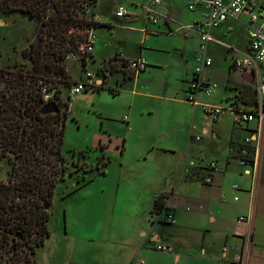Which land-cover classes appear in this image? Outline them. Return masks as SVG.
<instances>
[{"label": "crops", "instance_id": "obj_1", "mask_svg": "<svg viewBox=\"0 0 264 264\" xmlns=\"http://www.w3.org/2000/svg\"><path fill=\"white\" fill-rule=\"evenodd\" d=\"M146 1L120 4L141 11L133 4ZM173 6V0H167L160 8L166 20L158 26L141 18L127 22L133 24L114 17L99 20L110 24L106 27L112 36L115 30L125 31L113 52L104 54L97 72L92 68L99 54L95 46L86 68L79 63L80 74L71 66L77 60L70 59L68 69L78 82L88 74L100 82V69L118 55L144 59L147 68L131 76L115 67L104 81L108 89L118 91L112 98L123 104L118 120L125 137L116 142L121 144L116 191H101L93 206L80 202L84 217L77 222L71 221L73 211L64 209L68 216L63 232L52 233L45 247H39L47 250L43 258L37 251L39 264H264V166L261 161L252 168L238 163L247 138L264 158V121L241 123L238 118V111H253L258 104L255 86L254 94L248 86L255 83L252 72L236 64L249 56L248 18L230 19L209 31L207 53L214 63L202 79L212 93L200 92L198 103L190 104L186 94L201 39L189 28L203 21L205 6L188 8L201 15L183 22L171 18ZM175 31L180 38L171 36ZM67 92L63 97L70 96ZM74 100L71 97V106ZM205 106L223 108L219 119L204 115ZM136 130L142 132L143 143L133 148L128 143ZM102 137L99 142L107 151L112 140ZM212 161L218 171L213 183L206 184L203 168ZM164 192L169 194L166 210L155 215L154 203ZM166 212L174 223L165 222ZM158 245L169 251H157Z\"/></svg>", "mask_w": 264, "mask_h": 264}, {"label": "trees", "instance_id": "obj_2", "mask_svg": "<svg viewBox=\"0 0 264 264\" xmlns=\"http://www.w3.org/2000/svg\"><path fill=\"white\" fill-rule=\"evenodd\" d=\"M85 1L0 0L4 16L19 15L38 25L36 39L23 52L31 65H0V162L11 164L7 180H0V264H39L37 251L52 234L57 188L73 173L64 154L71 97L65 99L63 91L78 81L67 60L71 54L81 56L86 68L93 52L79 49L93 46L91 29L110 26L89 17L83 11ZM103 88L105 83L97 90ZM52 105L56 110H49ZM98 162L84 173L106 174L111 159L102 154ZM92 182L90 176L79 177L66 196ZM167 199V192L157 197L155 215L166 210Z\"/></svg>", "mask_w": 264, "mask_h": 264}, {"label": "rangeland", "instance_id": "obj_3", "mask_svg": "<svg viewBox=\"0 0 264 264\" xmlns=\"http://www.w3.org/2000/svg\"><path fill=\"white\" fill-rule=\"evenodd\" d=\"M118 4H120V0H98L95 12L97 20H103L108 17L116 18L114 13L116 12ZM173 4L174 6L170 9V16L177 21H190L201 15L200 11L190 12L187 8L186 0H173ZM91 9L93 11V8ZM118 20L123 21L121 19ZM0 23L2 24V27H0V65L15 66L16 64L25 63L31 65L29 60L23 58V52L29 44L36 39L38 25L30 19L19 15L14 14L10 17H6L1 13ZM126 24L133 23L126 22ZM107 30H109L107 27L96 28L94 34H92L93 45L97 50L96 53H99L97 56L98 60L92 65L94 72L98 71L99 65L103 62L101 60L105 57L104 54L113 52L119 44L118 41H122V31H125L115 30L112 36L110 30ZM171 34L172 37H181L176 31ZM130 35L134 38H139L138 33ZM70 59L72 58L67 60V64L72 62ZM80 59L79 57L76 58L78 62L74 61L71 64L72 68L78 74L81 73L79 63L82 64V61ZM90 61L91 60H89V62ZM254 84L255 83L251 82L250 85H248L253 94L255 91ZM65 90L69 92V88ZM94 94H96V96L93 103L88 104L84 101L76 102V100H74L72 103L74 106L70 107L68 122H66L64 154L69 161L70 171L73 173L68 174L66 181L57 188L56 200H54L53 206L54 216H52L50 221L52 233L57 235L63 232L64 222H67V208L73 211L74 214V218H71V221L77 222L79 218L81 219L84 217V210L80 202L93 206L95 201L99 198L101 191H105V195L106 193L116 191V181L119 176V171L121 170L119 168V155H121V153L120 149L117 150V147H121V144L117 145L116 142L118 138L122 137V139H124L125 137L123 127L119 124L121 122L118 120L123 104L120 99L112 98L114 92H111L106 85L105 88L95 91ZM144 126L143 132L147 133V125ZM141 133L140 130H136L135 134L130 136L128 144L133 148H136V146L140 147L141 143H143L141 141ZM102 135H109L112 140L107 151L104 145L99 142V140L103 138ZM167 140L168 139L165 138L160 140V142L163 143ZM105 153L106 158L112 159L107 170V175L84 173L85 169H96L99 165L98 158ZM133 156L134 153H129L128 155V157L132 158ZM10 167L11 164L9 161L4 160L0 162V180L5 181L8 177ZM6 173L7 175H5ZM83 175L93 178V182L81 188L71 199L65 202L63 198L74 187L73 185L76 184L77 179ZM64 209L66 212H64ZM42 249L43 248L38 249V256H40V258H43L47 254V250Z\"/></svg>", "mask_w": 264, "mask_h": 264}, {"label": "built area", "instance_id": "obj_4", "mask_svg": "<svg viewBox=\"0 0 264 264\" xmlns=\"http://www.w3.org/2000/svg\"><path fill=\"white\" fill-rule=\"evenodd\" d=\"M166 1L167 0H147L143 5L133 4L136 8L140 7L141 11L130 10L126 8L125 5L118 4L114 14L116 18L126 22H132L141 18L144 19L146 23L158 26L161 20H166L160 11V8ZM94 4L93 0H86L83 3V11L89 17L94 15V18L97 20L95 14L97 3L95 4L96 6ZM201 5L205 6L203 21L196 22L189 28V30H195V32L199 34L201 44L195 57V67L189 82L186 102L197 104V94L200 92L206 95L212 93L211 85L207 84L202 79L205 71L211 68L214 63L213 58L207 53V47L212 41L209 31L221 27L230 19L239 21L242 17H247L251 48L248 58L243 62L238 61L236 64L238 67L248 68L252 72L255 79L258 104L253 111H238V118L241 123H250L256 120L264 121V0H190L188 8L190 11H194ZM91 8H93V11ZM92 30L93 29L90 31V36L91 42L93 43ZM93 49L94 45L91 46L90 44L87 48L85 46L81 47L79 51L85 54L87 51L93 52ZM78 57L81 58V56L71 54L69 58L76 59ZM106 65L108 68L105 70V73L101 74L102 78L100 82H98L92 74H88L86 79L73 84L69 88L70 97L77 98L85 93L94 94L95 91H98V87L104 85L106 76L114 72V67L123 69L131 76L138 75L139 73L141 74L147 68V63L144 59H125L122 55H118ZM44 92L46 99L49 100L50 94L47 93L46 90H44ZM222 110L223 108L218 106H205L202 111L204 115L215 121L219 119ZM253 142L252 138H247L239 150L238 163L242 167H257L260 161L264 166V158H260L259 152L252 144ZM203 171L202 181L206 184H211L214 181V173L218 171V165L214 161L209 162L204 166ZM165 222H167V224L174 223V216L166 213ZM156 250L169 251V248L167 246L158 245L156 246ZM140 264L143 263L141 262Z\"/></svg>", "mask_w": 264, "mask_h": 264}, {"label": "water", "instance_id": "obj_5", "mask_svg": "<svg viewBox=\"0 0 264 264\" xmlns=\"http://www.w3.org/2000/svg\"><path fill=\"white\" fill-rule=\"evenodd\" d=\"M93 94L92 93H85L76 98L78 101H85L86 103H91ZM49 110H56L55 105L49 107Z\"/></svg>", "mask_w": 264, "mask_h": 264}, {"label": "bare ground", "instance_id": "obj_6", "mask_svg": "<svg viewBox=\"0 0 264 264\" xmlns=\"http://www.w3.org/2000/svg\"><path fill=\"white\" fill-rule=\"evenodd\" d=\"M1 24V23H0ZM0 27H2V24L0 25Z\"/></svg>", "mask_w": 264, "mask_h": 264}]
</instances>
